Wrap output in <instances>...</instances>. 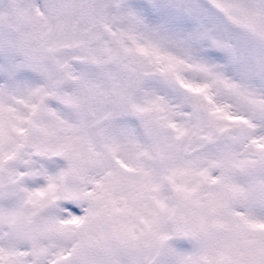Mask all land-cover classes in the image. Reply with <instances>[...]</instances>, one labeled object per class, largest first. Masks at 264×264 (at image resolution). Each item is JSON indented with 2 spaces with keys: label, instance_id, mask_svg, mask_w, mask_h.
I'll list each match as a JSON object with an SVG mask.
<instances>
[{
  "label": "snow or ice",
  "instance_id": "1",
  "mask_svg": "<svg viewBox=\"0 0 264 264\" xmlns=\"http://www.w3.org/2000/svg\"><path fill=\"white\" fill-rule=\"evenodd\" d=\"M0 264H264V0H0Z\"/></svg>",
  "mask_w": 264,
  "mask_h": 264
}]
</instances>
